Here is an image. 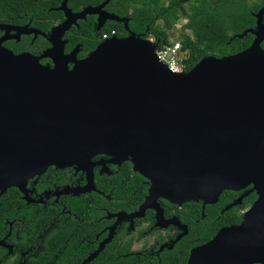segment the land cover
I'll return each instance as SVG.
<instances>
[{
    "label": "water",
    "instance_id": "1",
    "mask_svg": "<svg viewBox=\"0 0 264 264\" xmlns=\"http://www.w3.org/2000/svg\"><path fill=\"white\" fill-rule=\"evenodd\" d=\"M109 1L73 14L62 0L57 10L65 21L51 31L52 47L43 55L53 69L3 49L0 40V192L22 191L49 167L91 176V160L99 155L130 159L149 181L136 217L158 198L206 206L250 180L264 186L263 36L256 33L238 54L204 58L181 74L169 72L154 46L134 34L103 41L80 61L78 47L65 55L64 34L86 15L98 14L97 29L121 21L102 11ZM9 29L17 31L14 38L39 34L27 26ZM187 264H264V198L240 226L193 249Z\"/></svg>",
    "mask_w": 264,
    "mask_h": 264
},
{
    "label": "flooded vegetation",
    "instance_id": "2",
    "mask_svg": "<svg viewBox=\"0 0 264 264\" xmlns=\"http://www.w3.org/2000/svg\"><path fill=\"white\" fill-rule=\"evenodd\" d=\"M195 1L177 0L185 6L184 9ZM240 1L243 4L244 18L239 24L240 31L234 33L232 38L241 41L242 47L248 43L243 49L245 50L259 38L256 36L258 33L263 36L259 47L264 51V0ZM172 2L173 0H165V7H169ZM94 6L92 7L95 8ZM106 7L107 5L102 11L112 14ZM61 14L64 16L63 12ZM98 18V14H88L84 20H78L77 25H73L64 34L65 55L81 46L75 44L67 49L68 39L70 34H73L72 29H78L79 22L88 20L92 21L94 26ZM63 20L65 21V16ZM60 23H55L54 28L61 25ZM106 23L107 21L104 26ZM11 27L16 26L0 22V40L5 39L1 43L3 49L11 51L9 46L24 43L25 50L11 52L14 55L30 54L37 58L40 66L54 68L53 60L43 57L52 47L50 36L53 29L45 32L38 29L39 34H21L14 38L17 31L10 30ZM29 30L36 29L27 25L25 31ZM79 54L75 56L77 61L89 55L80 58ZM67 67L71 70L73 63L68 62ZM111 160L106 156H95L91 160L94 164L91 176L88 172L77 170L75 167L65 169L49 167L41 175L27 180L22 191L17 188L8 189L4 194L0 193V264H92L93 260L89 259L108 239L109 233H112L111 240L104 244L99 255L108 245H113L115 247L113 253L117 257L130 255L135 259L134 264H141L144 261L153 264H183L190 239L201 233L206 226L204 212L205 207L209 205L203 206L202 201L191 202L194 205L191 209L187 203L173 204L158 198L156 206L147 208L141 217H136L149 195L151 185L145 180L142 186L135 185L137 187L134 191L137 195L141 187L145 186L146 194L142 202L133 204L134 206L128 210L120 207L109 210L103 203L99 205L85 203L82 213L76 211V203L92 193L103 197L104 202L109 201V195L96 188V181L107 175H123L122 167L129 164ZM134 174L137 172L130 165L129 173L123 175L122 182L136 180ZM263 193L264 186L258 180H250L242 188L223 191L218 201L223 196L227 203L220 209L219 215L230 212L232 222L221 227L215 236L222 229L240 226L244 216L264 198ZM231 205L233 206L226 211ZM121 213L123 215H120ZM198 247L200 246L189 249L185 264L191 251Z\"/></svg>",
    "mask_w": 264,
    "mask_h": 264
},
{
    "label": "trees",
    "instance_id": "3",
    "mask_svg": "<svg viewBox=\"0 0 264 264\" xmlns=\"http://www.w3.org/2000/svg\"><path fill=\"white\" fill-rule=\"evenodd\" d=\"M104 2L105 0H67V8L72 13H80L87 7L97 4L100 6ZM61 3L62 0H0V22L16 27L30 25V28L45 32L50 28L54 29L55 23L64 22V16L57 10ZM242 5L240 0L235 2L234 0H196L184 9L185 6L177 0H173L169 7H165V0H110L106 8L122 22L107 21L99 30L98 22L92 26L90 20L81 21L78 29H72L73 34H70L67 49L75 44H81L78 53H80L79 57L83 58L86 54L92 53L103 41L113 37L126 38L130 34L145 40L152 36L156 45L161 47L176 42L173 36L175 29L179 27L181 31L178 42L182 46V51L187 52L185 64L188 71L204 58H224L244 51L248 43L242 47L241 41L232 38L234 33L240 31L239 24L244 18ZM25 46L26 44L22 43L19 46H9V49L16 53L25 50ZM124 162L133 166L130 159ZM129 164H124L121 169L125 175L129 173ZM123 175H107L102 180L96 181V188L102 189L106 195H109L108 202H104L103 197L92 193L76 203V211L82 213L85 203L91 205L103 203L109 210L116 207L128 210L134 206L133 204L141 203L146 194L145 186L135 195L134 191L137 187L135 185L140 187L147 179L137 173L134 174L136 180L122 182ZM8 189L0 193L4 194ZM226 203L227 199L221 196L216 204L205 207L206 226L201 233L190 239L183 264L186 263L189 249L207 244L221 227L231 224L230 212L219 215L220 209ZM187 206L191 209L194 207L192 203H187ZM114 249L113 245H108L100 255L98 253L96 259H91L92 264H134L135 259L132 256L117 257L113 253ZM141 264L153 263L144 261Z\"/></svg>",
    "mask_w": 264,
    "mask_h": 264
},
{
    "label": "built area",
    "instance_id": "4",
    "mask_svg": "<svg viewBox=\"0 0 264 264\" xmlns=\"http://www.w3.org/2000/svg\"><path fill=\"white\" fill-rule=\"evenodd\" d=\"M154 46V54L159 63L163 64L169 72L173 74H181L187 72L185 61L187 60V52L182 51L180 42H174L168 45L158 47L154 37L146 39Z\"/></svg>",
    "mask_w": 264,
    "mask_h": 264
},
{
    "label": "rangeland",
    "instance_id": "5",
    "mask_svg": "<svg viewBox=\"0 0 264 264\" xmlns=\"http://www.w3.org/2000/svg\"><path fill=\"white\" fill-rule=\"evenodd\" d=\"M180 31H181V30L179 29V27L175 29L173 39H174V41H176V42L179 41Z\"/></svg>",
    "mask_w": 264,
    "mask_h": 264
}]
</instances>
